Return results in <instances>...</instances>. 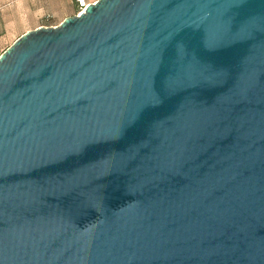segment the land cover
I'll return each mask as SVG.
<instances>
[{"label":"water","instance_id":"95a60500","mask_svg":"<svg viewBox=\"0 0 264 264\" xmlns=\"http://www.w3.org/2000/svg\"><path fill=\"white\" fill-rule=\"evenodd\" d=\"M0 264H264V0H95L7 47Z\"/></svg>","mask_w":264,"mask_h":264},{"label":"rangeland","instance_id":"374dc122","mask_svg":"<svg viewBox=\"0 0 264 264\" xmlns=\"http://www.w3.org/2000/svg\"><path fill=\"white\" fill-rule=\"evenodd\" d=\"M48 1L54 7L55 13L61 16L70 12V5L73 0ZM88 1L93 2L95 0ZM39 5H41L39 0H0V54L28 29L37 26L39 23H50L55 20L54 14L42 21L37 19L35 16H39V12H36Z\"/></svg>","mask_w":264,"mask_h":264},{"label":"crops","instance_id":"0c3cea01","mask_svg":"<svg viewBox=\"0 0 264 264\" xmlns=\"http://www.w3.org/2000/svg\"><path fill=\"white\" fill-rule=\"evenodd\" d=\"M88 1V0H87ZM41 2V5H39V9L36 12H39V16H35L37 19H41V21L45 18H48V16L54 14L55 15V20L50 23H39L37 26L32 27L28 30L35 29L39 26L46 25V26H54L60 24L66 17L77 14L80 10V5L77 2V0H73L70 5V12L69 13H64L61 16H58L57 13L54 11V7H52L49 3L48 0H39ZM90 2V1H89ZM41 12V14H40ZM38 14V13H37ZM27 30V31H28Z\"/></svg>","mask_w":264,"mask_h":264},{"label":"built area","instance_id":"2783aa9c","mask_svg":"<svg viewBox=\"0 0 264 264\" xmlns=\"http://www.w3.org/2000/svg\"><path fill=\"white\" fill-rule=\"evenodd\" d=\"M77 2L79 3L80 5V10L79 12L83 11L85 9V7L87 6V4L89 3V1L87 0H77ZM78 12V13H79Z\"/></svg>","mask_w":264,"mask_h":264}]
</instances>
